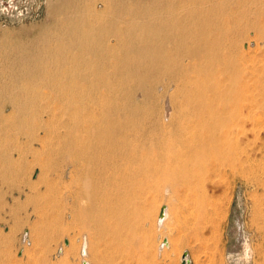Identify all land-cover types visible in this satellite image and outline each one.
<instances>
[{"label": "bare ground", "instance_id": "6f19581e", "mask_svg": "<svg viewBox=\"0 0 264 264\" xmlns=\"http://www.w3.org/2000/svg\"><path fill=\"white\" fill-rule=\"evenodd\" d=\"M48 4V21L0 31V144L12 130L17 139H54L57 161L48 164L68 162L60 178L72 185L61 193L93 239L80 237V253L89 243L99 253L96 238L105 234L118 264H128L142 242L135 216L151 219L144 205L136 208L138 191L204 193L228 168L264 160V144L253 154L249 136L264 127V0ZM252 34L262 48L249 63L242 43ZM9 160L0 149V163ZM171 213L162 205L158 225ZM66 244L68 261L74 242ZM160 244L169 247V238Z\"/></svg>", "mask_w": 264, "mask_h": 264}, {"label": "rangeland", "instance_id": "374dc122", "mask_svg": "<svg viewBox=\"0 0 264 264\" xmlns=\"http://www.w3.org/2000/svg\"><path fill=\"white\" fill-rule=\"evenodd\" d=\"M49 2L0 0V31L21 30L48 21ZM256 45L255 36L252 43H242L244 53L251 59L248 62L261 57L259 46L262 44L258 45L259 49ZM168 111L165 107V113ZM255 128L249 131V136L252 152L256 155L264 144V127ZM39 130L43 133L41 128ZM20 134L18 140L15 131H3L2 137L6 140L0 144V149L5 148L11 157L0 163V264H85L81 262L82 257H87L90 264L123 263V258L112 254L107 247L105 234L96 238L99 253H93L91 233L71 218L72 200L63 196L61 190L68 192L72 179L67 175L62 182L60 178L68 162H64L62 169L48 164V161H57L51 155L54 139L40 142L27 133ZM259 156L251 160L252 171L247 168L233 172L228 168V172L215 177V185L209 184L204 193L201 189L180 188L176 193L163 192L158 196L138 191L136 208L144 205L151 213V222L146 220L141 224L139 214L135 216L142 242L136 246L138 260L127 259L128 264H183L184 251L188 252L189 264H264V170L261 167L264 160ZM203 197L206 202L202 206ZM165 203L171 207L172 219L162 226L158 225L156 217ZM202 212H206L205 217L200 215ZM87 235L91 242L89 252L80 253L81 238L86 239ZM165 236L170 240L169 247H161ZM68 241L74 242V248L66 261Z\"/></svg>", "mask_w": 264, "mask_h": 264}, {"label": "water", "instance_id": "95a60500", "mask_svg": "<svg viewBox=\"0 0 264 264\" xmlns=\"http://www.w3.org/2000/svg\"><path fill=\"white\" fill-rule=\"evenodd\" d=\"M190 263V259L188 258V252L185 251L183 253V264H189Z\"/></svg>", "mask_w": 264, "mask_h": 264}]
</instances>
